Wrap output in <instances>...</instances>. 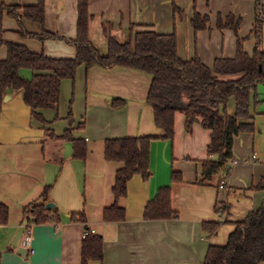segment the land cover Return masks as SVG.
Returning a JSON list of instances; mask_svg holds the SVG:
<instances>
[{"label": "crops", "instance_id": "obj_1", "mask_svg": "<svg viewBox=\"0 0 264 264\" xmlns=\"http://www.w3.org/2000/svg\"><path fill=\"white\" fill-rule=\"evenodd\" d=\"M239 1L244 4L248 0ZM2 2L25 6L38 0ZM252 7L250 16L248 8L226 12L236 21L242 18L238 33L249 54L257 43L254 1ZM89 11L93 15L89 37L103 54L108 52L104 26L109 25V33L121 42L128 41L132 31H175L180 55L184 59L199 55L210 67L217 58L236 55L238 36L232 28L220 27L218 22L213 27L208 20L205 28L195 29L192 19L198 11L192 0H89ZM243 16L251 21V30L242 29ZM226 22L221 20L222 24ZM77 24L78 0H45L44 24L23 18L20 26L6 13L0 19L4 39L56 58L75 57ZM46 31L57 37H38ZM263 42L261 39L259 45L264 49ZM7 54V47L1 46L0 60ZM21 74L30 79L33 71L23 68ZM150 83V74L128 67L97 65L87 70L82 65L74 81H62L59 105L42 110L49 121L47 126L32 115L22 90L8 91L0 107V204L9 208L8 223H0L1 264H81L88 231L104 239L103 260H91L89 264H203L210 244H225L227 233L234 229L232 222L244 219L262 205L264 186L259 185L264 184V165L256 163L255 132L235 137L228 188L222 189L215 181L200 184L203 161L210 157L211 131L197 122L188 132L182 112L176 113L173 139L152 140L149 178L135 174L128 182L127 194L116 200L113 186L123 163L106 159V141L163 134L146 100ZM116 98H122L124 104L113 106ZM257 100L260 103L254 111V122L258 114H264V84L258 85ZM70 106L72 122L68 119ZM46 127L57 134L71 127L73 136L86 148L84 156L75 155L73 142L67 140L58 151L49 148V153L56 152L55 159L46 157ZM260 129L263 131V127ZM174 170L182 174L181 181L172 179ZM163 186L172 189L176 215L146 219L148 202ZM45 193L60 213V222L30 224L26 211L41 202ZM113 204L124 207V220L104 219L106 208ZM221 205L228 209V221L208 239L203 222L222 217L216 210ZM21 247L26 252L20 253Z\"/></svg>", "mask_w": 264, "mask_h": 264}, {"label": "trees", "instance_id": "obj_2", "mask_svg": "<svg viewBox=\"0 0 264 264\" xmlns=\"http://www.w3.org/2000/svg\"><path fill=\"white\" fill-rule=\"evenodd\" d=\"M196 0H194L195 2ZM23 11L20 14V11ZM16 18L22 26V19L45 22V0H38L35 5H8L0 3V19L4 14ZM89 0H78L77 36L74 39L76 55L72 58H56L30 50L26 45L4 39L0 26V47L6 46L7 57L0 60V107L4 96L10 90H22L25 102L30 105L32 115L44 125L49 121L42 112L45 108H56L61 100V85L64 79L75 80L78 68L82 65L87 70L94 66H124L151 75L147 92V102L151 105L156 125L163 130L162 135L128 136L110 138L105 144V157L110 161L122 162L117 171L113 191L116 200L127 194L129 180L135 174L149 178L150 146L157 138L173 139L175 134V116L177 112L185 115V128L192 131L199 122L211 131L208 144L210 157L203 161L200 184L212 183L224 171L229 178L235 160L234 140L242 132H254V111L258 103L257 88L264 84V49L260 47L261 38L252 54L244 50L243 39L239 36V25L230 15L220 27L232 28L238 36L237 51L233 58H217L213 67L204 63L199 55L184 59L178 50V38L175 31L160 33L154 29L131 32L128 41L121 42L109 33V25L104 26L108 37V52L101 53L89 37L90 20ZM207 16L196 12L192 23L196 30L206 27ZM27 35L38 36L36 34ZM39 38H55L56 34L44 32ZM23 68L31 69L30 79L21 74ZM235 109L229 110L231 100ZM124 104L122 98H116L113 106ZM68 119L73 121L72 107ZM44 153L55 159L54 152L59 150L64 141L74 144L75 155L84 156L85 147L80 139L72 134V128L57 134L52 128L44 131ZM174 181H181L179 171L172 172ZM264 186L262 183L259 187ZM47 194L39 203H34L26 211L30 224L60 222V213L54 208H47ZM220 212V208L216 209ZM176 215L172 207V189L163 186L156 197L149 201L144 217L146 219H167ZM73 219H76L73 216ZM106 221L125 219L124 207L113 204L106 208ZM9 221V208L0 204V223ZM228 220L225 219L224 222ZM220 220L203 222V231L208 239L218 231ZM233 231L225 244L212 243L209 246L203 264H258L264 262V201L262 205L248 212L246 217L232 222ZM104 258V239L101 235L88 231L82 246L81 264L91 260L102 261ZM1 264V257H0Z\"/></svg>", "mask_w": 264, "mask_h": 264}, {"label": "rangeland", "instance_id": "obj_3", "mask_svg": "<svg viewBox=\"0 0 264 264\" xmlns=\"http://www.w3.org/2000/svg\"><path fill=\"white\" fill-rule=\"evenodd\" d=\"M252 1H254V0H248L247 2H245L246 6H245V3L243 4V2H241L239 0H196L195 2H194V0H192V3L194 4L195 9L198 12L203 13L204 16L208 17V20L210 21V26L215 27L217 22H219L221 20H225V19L228 20V18L231 14H226V12L228 13L229 9L237 11L239 9L248 8L249 11H247V12L250 16V13L253 10ZM238 6H239V8H238ZM232 16H234V15H232ZM241 21H242V18H241ZM242 23H244L243 28H242V29H244V31L249 29V28H250L249 30L252 29L250 27L252 25L251 21L246 20L245 16H243V22ZM262 40L264 41V37L262 38ZM263 46H264V42H263ZM259 103H257L255 106L256 110H257V106ZM262 105H264V103H262ZM234 109H235V104H234V100L232 99L230 101V104H229V110H230V112H233ZM262 127H263V131L260 129ZM254 132L257 135L256 139H255V146H254V149H255V152H257V158H258L257 159L258 161L256 163H262L264 165V114H258V117L256 118V121H255ZM253 153L251 154V156L253 155ZM233 165L234 164H232V166ZM232 169L233 168H231L230 173H232ZM221 173H225V172L221 171ZM222 175L223 174L218 175L214 181L220 183L221 180L223 179ZM244 186H246V185H244ZM220 213H221L222 217H220L218 220H220L222 223H224V220L226 219V216L228 215V209L226 208L225 205L220 206ZM228 234L229 233H227V235L225 237L226 238L225 241L228 239ZM218 235L221 236L222 233L221 234L218 233Z\"/></svg>", "mask_w": 264, "mask_h": 264}, {"label": "built area", "instance_id": "obj_4", "mask_svg": "<svg viewBox=\"0 0 264 264\" xmlns=\"http://www.w3.org/2000/svg\"><path fill=\"white\" fill-rule=\"evenodd\" d=\"M254 11L255 21L253 30L256 36L262 39L264 37V0H254ZM226 176L227 174L224 173V178L220 182V187L222 189L228 188V180L225 178Z\"/></svg>", "mask_w": 264, "mask_h": 264}, {"label": "water", "instance_id": "obj_5", "mask_svg": "<svg viewBox=\"0 0 264 264\" xmlns=\"http://www.w3.org/2000/svg\"><path fill=\"white\" fill-rule=\"evenodd\" d=\"M46 206H47V208H54L55 204L53 202H48ZM19 252L20 253H24V252H26V249L24 247H21L19 249Z\"/></svg>", "mask_w": 264, "mask_h": 264}]
</instances>
